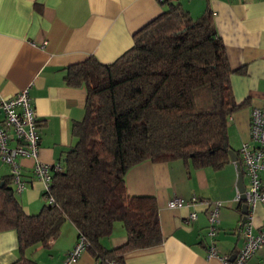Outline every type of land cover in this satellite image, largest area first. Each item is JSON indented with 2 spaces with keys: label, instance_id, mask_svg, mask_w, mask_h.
<instances>
[{
  "label": "crops",
  "instance_id": "1",
  "mask_svg": "<svg viewBox=\"0 0 264 264\" xmlns=\"http://www.w3.org/2000/svg\"><path fill=\"white\" fill-rule=\"evenodd\" d=\"M172 4H179L193 19L207 10L213 13L232 69V91L242 104L229 116L227 128L239 158L238 149L249 138L250 108L264 103V0H0V98L27 89L38 118L40 161L62 163L75 143L73 123L85 114L86 89L66 83L67 67L89 56L102 63L114 61L131 47L136 32ZM19 163L25 187L17 192L11 183L14 194L27 213L36 214L45 203L44 184L33 174L32 158L21 157ZM9 175L0 159V182ZM236 182L237 169L230 158L218 169L195 167L182 159L145 160L131 167L125 174L126 189L156 198L163 240L127 251L125 264H222L219 256L233 259L244 242ZM174 198L182 204L168 207ZM216 201L221 202L217 231L209 238L208 215ZM191 212L196 213L193 220ZM262 221L264 206L257 205L254 225ZM77 238V227L66 219L48 246L36 244L21 253L16 231H0V264H10L22 254L38 264H65ZM125 242L126 230L118 221L102 240L108 249ZM211 246L219 256L209 255ZM261 261L259 250L245 264ZM69 264H95V258L84 250Z\"/></svg>",
  "mask_w": 264,
  "mask_h": 264
},
{
  "label": "trees",
  "instance_id": "2",
  "mask_svg": "<svg viewBox=\"0 0 264 264\" xmlns=\"http://www.w3.org/2000/svg\"><path fill=\"white\" fill-rule=\"evenodd\" d=\"M231 73L212 11L193 19L179 4L136 32L131 47L114 61L89 56L68 66L66 83L83 86L87 97L84 117L72 126L75 143L51 177L54 203L27 213L11 176L5 177L0 231L15 230L23 253L36 244L48 246L68 219L95 264H125L127 251L160 244L156 198L129 194L125 174L145 160L182 159L216 169L227 163L233 149L228 119L242 107ZM117 221L126 242L108 249L102 240ZM10 264L38 262L22 254Z\"/></svg>",
  "mask_w": 264,
  "mask_h": 264
},
{
  "label": "built area",
  "instance_id": "3",
  "mask_svg": "<svg viewBox=\"0 0 264 264\" xmlns=\"http://www.w3.org/2000/svg\"><path fill=\"white\" fill-rule=\"evenodd\" d=\"M0 113L2 114L0 159L9 167L15 191L20 192L25 187L19 158L29 157L34 160L32 167L34 176L44 184V202L54 203V197L50 192L51 177L54 172L61 170V164L42 162L38 158L40 140L38 118L27 89L24 88L7 98H0ZM10 140H14L16 144L10 146ZM238 154L243 175L247 178V213L241 221L244 242L232 260L226 256H219L214 246L209 248V255L219 256L222 264H245L257 251L262 250L261 264H264V221L258 227L253 222L256 206H264V103L250 108L249 138L242 141ZM235 201L240 202L238 191ZM181 204L179 198L168 201V207L171 208ZM220 205L221 202L216 201L209 211L208 234L210 236L217 231ZM195 217V212L189 214L190 220ZM84 250H86V241L82 235H79L74 246L68 251L64 263L75 262ZM108 264H114V262L110 261Z\"/></svg>",
  "mask_w": 264,
  "mask_h": 264
},
{
  "label": "water",
  "instance_id": "4",
  "mask_svg": "<svg viewBox=\"0 0 264 264\" xmlns=\"http://www.w3.org/2000/svg\"><path fill=\"white\" fill-rule=\"evenodd\" d=\"M230 160L234 162L237 169V190L240 193V213L242 214V220H244L245 215L247 213V203H246V186L244 184L243 171L241 167V163L239 161L238 155L233 149H229L228 151ZM2 184V182H0ZM232 260V259H230Z\"/></svg>",
  "mask_w": 264,
  "mask_h": 264
},
{
  "label": "rangeland",
  "instance_id": "5",
  "mask_svg": "<svg viewBox=\"0 0 264 264\" xmlns=\"http://www.w3.org/2000/svg\"><path fill=\"white\" fill-rule=\"evenodd\" d=\"M231 145H233L234 148H236V146H237L236 142H234V144L232 143ZM244 184H245V186L247 184V178L246 177H244ZM205 234H206L207 237L211 238L210 235L208 234V226L206 228V233Z\"/></svg>",
  "mask_w": 264,
  "mask_h": 264
},
{
  "label": "clouds",
  "instance_id": "6",
  "mask_svg": "<svg viewBox=\"0 0 264 264\" xmlns=\"http://www.w3.org/2000/svg\"><path fill=\"white\" fill-rule=\"evenodd\" d=\"M240 161V160H239ZM241 163V162H240ZM242 167V166H241ZM243 171V170H242ZM243 177H244V175H243Z\"/></svg>",
  "mask_w": 264,
  "mask_h": 264
}]
</instances>
